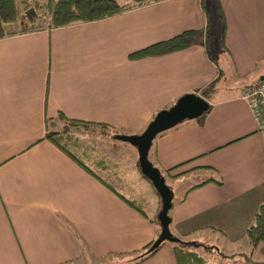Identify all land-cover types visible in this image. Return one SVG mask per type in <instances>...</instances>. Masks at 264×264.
<instances>
[{
  "label": "crops",
  "instance_id": "obj_1",
  "mask_svg": "<svg viewBox=\"0 0 264 264\" xmlns=\"http://www.w3.org/2000/svg\"><path fill=\"white\" fill-rule=\"evenodd\" d=\"M211 1L223 16L217 53L209 43ZM188 29L200 34L183 49L129 57ZM263 78L264 0H152L0 38V264H92L152 241L155 223L45 138V119L61 112L139 133L184 93L199 94L209 108L159 133L149 150L176 186L197 178L173 199L170 231L235 254L209 264L264 261V241L251 251L245 237L264 202V139L240 96ZM136 264H177L172 244Z\"/></svg>",
  "mask_w": 264,
  "mask_h": 264
},
{
  "label": "trees",
  "instance_id": "obj_2",
  "mask_svg": "<svg viewBox=\"0 0 264 264\" xmlns=\"http://www.w3.org/2000/svg\"><path fill=\"white\" fill-rule=\"evenodd\" d=\"M29 1L31 0H0V38L17 33L49 29L76 22L100 19L147 4L152 0H32L35 5H37V8H39L38 10L41 9V12H37L29 6ZM24 6H26V8ZM21 8L25 9H23L24 14L20 13ZM218 8L220 10V7ZM219 16L223 20L221 11ZM20 18H22V20L26 18L28 24H21V28L18 31L11 30V24L17 23ZM199 34L200 32L197 30H184L169 38L158 40L139 48L131 52L129 57L139 58L144 56H156L183 49ZM213 83L206 88L204 91L205 94L213 89ZM45 123V138L59 147L85 171L109 187V189L116 193L123 201L138 210L151 222L155 223L159 232L157 212L160 208V199L150 181L141 174L137 161L136 163L134 162L135 168L148 182L151 191H153L158 198L155 202L156 205L154 209L150 206V202L145 194L136 193L130 195L116 188L114 178L118 177L115 169L117 163L115 159L108 157L109 153L106 151L100 154L99 147H101V144L98 145V143H96L97 136H114L117 133H124L123 131H119L103 122L67 118L61 112L55 117H47ZM90 138H94L95 141L92 142ZM168 171L169 169L167 172ZM213 180L217 183H221L219 178ZM172 205L173 198L171 207ZM74 235L78 243H83L77 230L74 231ZM245 237L251 251L259 243L264 241V202L260 203L254 212L250 223L245 229ZM151 243L152 241L131 252L120 254L110 253L106 256L95 258L92 264H136L154 254L161 245L160 244L152 250H148ZM171 244L177 264H209V259L212 256L218 255L224 258L233 257L235 255L225 254L214 246L205 243L196 242V245H193L185 242H171ZM198 247L204 249L203 254L196 250ZM244 256L250 258L248 254ZM253 262L256 264H264V261Z\"/></svg>",
  "mask_w": 264,
  "mask_h": 264
},
{
  "label": "water",
  "instance_id": "obj_3",
  "mask_svg": "<svg viewBox=\"0 0 264 264\" xmlns=\"http://www.w3.org/2000/svg\"><path fill=\"white\" fill-rule=\"evenodd\" d=\"M209 108V102L196 93H184L168 107L158 110L139 133H117L115 138L128 142L136 148L137 163L141 174L147 178L160 199L157 212L159 232L152 240L148 250L158 247L162 242H185L196 245L195 241H183L174 235L169 228L173 190L165 180L160 169L148 157L153 139L162 131L167 130L186 119L200 116Z\"/></svg>",
  "mask_w": 264,
  "mask_h": 264
},
{
  "label": "rangeland",
  "instance_id": "obj_4",
  "mask_svg": "<svg viewBox=\"0 0 264 264\" xmlns=\"http://www.w3.org/2000/svg\"><path fill=\"white\" fill-rule=\"evenodd\" d=\"M39 1H42V0H39ZM120 1H124V0H120ZM28 5L31 6L37 12L38 11L41 12V9L38 10L39 8H37V5H35L34 1L32 0L29 1ZM24 7L26 8V6ZM23 9L24 8H21V11H20L21 14H24L25 9L24 10ZM207 9H208L207 15H208V21H209L208 28H209V33H210L209 35L210 49L212 52H216V51L218 52V49L221 50L220 48L221 20L218 17L216 3L214 1H211L207 4ZM23 23L28 24V20L26 18L23 20L22 18H20V20L17 23L11 24V30L18 31L21 28V24ZM223 56L226 57V55H223ZM216 96H218V92L212 95V97H216ZM91 139L92 138H90V140ZM96 139H97L96 143H98V145L101 144V147H99L100 154L106 151L107 153H109L108 157L115 159L117 163V165H115V169H116L118 178H114L115 186L119 188V190L121 191L124 190L125 193L130 194V195H133L136 193L145 194L147 199L150 202V206H152V203H155L157 197L153 193V191H151L148 182L139 174V172L134 166V164L136 163V159H137L136 148L130 143L117 139L112 135L111 136L110 135L109 136H97ZM91 141L94 142L95 139L93 138ZM165 180L167 184L173 186V189H172L173 199L175 200L176 197H178L181 194V189L185 188L188 183H192L195 180H197V178H194V177L193 178H190V177L183 178L181 181V183L183 184L177 185V186L174 183L178 181H173L170 178H167L166 176H165ZM206 241L208 243H212L210 240H206ZM202 243L206 244V242H202ZM219 245L222 246V241H219ZM219 248L223 250L222 247L219 246ZM196 250L201 254L204 253V249L202 247H198ZM72 264H84V263L75 262Z\"/></svg>",
  "mask_w": 264,
  "mask_h": 264
},
{
  "label": "built area",
  "instance_id": "obj_5",
  "mask_svg": "<svg viewBox=\"0 0 264 264\" xmlns=\"http://www.w3.org/2000/svg\"><path fill=\"white\" fill-rule=\"evenodd\" d=\"M240 96L247 101L264 139V78L242 89Z\"/></svg>",
  "mask_w": 264,
  "mask_h": 264
}]
</instances>
